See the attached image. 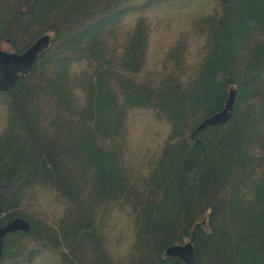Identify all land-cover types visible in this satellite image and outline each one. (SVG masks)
<instances>
[{"label": "trees", "instance_id": "trees-1", "mask_svg": "<svg viewBox=\"0 0 264 264\" xmlns=\"http://www.w3.org/2000/svg\"><path fill=\"white\" fill-rule=\"evenodd\" d=\"M134 1L0 0V264H264V0Z\"/></svg>", "mask_w": 264, "mask_h": 264}, {"label": "water", "instance_id": "water-1", "mask_svg": "<svg viewBox=\"0 0 264 264\" xmlns=\"http://www.w3.org/2000/svg\"><path fill=\"white\" fill-rule=\"evenodd\" d=\"M224 5L229 0H222ZM51 37L42 36L22 53L9 52L0 47V91L7 92L13 88L21 75L32 71L38 60V56L50 46ZM236 92L230 91L226 106L205 120L198 126V130H203L211 125H219L227 122L233 113ZM31 224L22 217H16L10 222L0 226V259L3 256L6 238L9 234L17 231L29 232ZM166 254L171 257L182 259L186 264H198L193 240L181 244H173L166 250Z\"/></svg>", "mask_w": 264, "mask_h": 264}, {"label": "rangeland", "instance_id": "rangeland-1", "mask_svg": "<svg viewBox=\"0 0 264 264\" xmlns=\"http://www.w3.org/2000/svg\"><path fill=\"white\" fill-rule=\"evenodd\" d=\"M197 1L199 2L200 0H197ZM197 1L195 0L194 3L198 4ZM202 1H203V4H201V5H202V7H205V6H206L205 4L207 3L208 0H202ZM135 2H137L138 4L141 3L140 0H136V1H134V5H135ZM167 2L170 3L171 5H173V3H175L174 0H168ZM207 4H208V3H207ZM163 9H164V11H165V10L168 9V8L164 7ZM178 11H179V10H178ZM148 17H150V20H151L152 17L150 16V14L148 15ZM127 20H128V19L125 18V19L121 22L122 25H120V30H122V29L125 30V29H126L127 23L129 22V20H128V22H127ZM4 50H5V49H4ZM41 210L47 212V211H46L47 209H46L44 206L41 208ZM112 214H113V213H112ZM115 229H116V228H114V230H115ZM112 235H113V234H112ZM115 236H116V237H119V236H121V234L113 235V236H111V238H112V237H115ZM115 249L117 250V248H115Z\"/></svg>", "mask_w": 264, "mask_h": 264}]
</instances>
